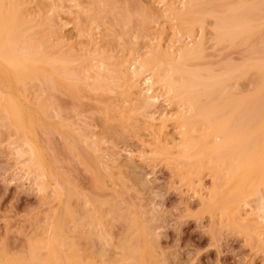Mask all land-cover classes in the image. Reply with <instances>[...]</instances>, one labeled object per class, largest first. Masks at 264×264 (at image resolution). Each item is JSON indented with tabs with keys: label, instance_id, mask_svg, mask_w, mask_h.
Here are the masks:
<instances>
[{
	"label": "rangeland",
	"instance_id": "rangeland-1",
	"mask_svg": "<svg viewBox=\"0 0 264 264\" xmlns=\"http://www.w3.org/2000/svg\"><path fill=\"white\" fill-rule=\"evenodd\" d=\"M43 1L35 0L34 2L33 0H31L30 2L29 0V2L31 3V6H29V10L31 11L34 9L36 11V15L34 14L35 16H37V14L39 13V6L35 4L37 2H42L43 5ZM48 1L49 0L46 1L47 4L53 2V0L49 3ZM92 1L94 0L66 1L65 5L70 8L68 9L67 6L64 5L66 8L64 7V9L62 8V10L59 9V11L61 12V15L59 16L64 18L62 20L66 22V25L62 30V34L64 32L63 36L65 38H63V40L65 39V43L61 44L60 47V49L62 48L61 50H63V52L65 51L68 53H74V48L72 47H76L75 54L79 53L78 56H80V58L83 57V61H87V58H89L88 56H90V54L88 55L87 51L89 48L88 44L91 43L90 48H94L95 46L94 49H97L96 46L99 44L98 46L102 48L100 49L102 55L99 56L105 58L104 61L107 64L106 66L109 65L111 67L118 61L122 66V62H124L122 60L130 58L129 62L127 61V64L126 61L124 62V64H126L130 69L132 66H134L136 62L135 60H137L140 56L139 54L144 56V54L148 52L147 50L150 51L151 47H153L155 44H158L157 42H159V39H161L160 41L165 45L168 44V40L171 41L172 38L176 39V32L173 31V28H170L172 26L169 25L171 23H168V21L163 17L165 15L164 7H162L163 3H161L160 0H110L111 4L109 3V6L107 5V3H105L106 8L104 7L105 0L103 1V3L101 0L100 3L104 8L100 7V4L99 7L97 5L94 6L98 0L96 2L94 1V4L92 3ZM161 1H165V3H167V0ZM212 1L215 2L218 0ZM240 1L241 0H226L225 3L236 5ZM32 2H34V4H32ZM56 2L54 0V4L52 3L50 5H54L53 7H55ZM61 3L63 4L64 2ZM57 4H59L60 6V2H57ZM45 5L40 6L43 8L45 7ZM50 5L48 6L51 7L52 10L48 9L47 6L45 8L49 10L47 12L51 13L52 11L53 13V7ZM56 7L58 6L56 5ZM79 8H83L84 10L89 11L91 9V11L94 12H92L94 18H96V16L98 15L96 13L99 12L100 14L101 9L103 10L102 12H105L102 13L99 18H97V21L92 17L96 22H94L95 24L91 23L93 20H90V23L88 22V24H86L87 21H83L86 24L87 28H89L90 26L92 27V32L94 35V37L92 36V38L95 43L91 41L90 36H88L86 33L82 35L77 28V25L75 23L77 14L75 12L78 11ZM104 9H106V11H104ZM34 10L32 11L33 13H35ZM146 10L148 12L145 13L144 11ZM161 10L163 11L161 12ZM45 11L46 10H43V13H45L46 16L47 13ZM127 11H129L130 14H128L130 16L125 13ZM40 12L42 13V11ZM140 12L148 15L145 16L142 13V15L137 18V16L141 14ZM40 14L39 16H41V18L43 19L44 15L42 17V15ZM126 14L128 16H126ZM83 15L79 16L80 20V17H82V20H84L83 18L85 16L83 17ZM121 16H125L126 18H122ZM129 17H132V22L130 21V24L126 25L128 23V20H130ZM119 18L121 21L119 20ZM124 19H127V23L122 22L125 21ZM142 19L146 21L144 22ZM207 20L208 23L206 26L205 35L207 47V56L205 58V60L207 61V63L205 61L206 65L209 62V66H211V62L212 66L215 64L216 68L219 67L218 69H220L222 66L228 64L227 62L238 64L241 61L244 62L245 55H248L250 50L253 49L252 47H254L252 45V49L248 47L252 40H248L249 42L247 43L244 42L247 45L238 43V46L235 47H232L226 43H222L219 45L215 44L216 42L214 40L213 33L211 32L212 25L210 24L213 20V17L207 16ZM175 24H177L176 21H174V26L177 28ZM143 25H147V27H142ZM261 32V35H255L259 39L256 40V37H253L254 42H251V44L256 43L254 45L256 48L258 47L257 51L262 45L260 44V46H258V41H260L261 37L264 38V35H262L264 34V31ZM179 36L180 35H178V37ZM54 41L56 43L57 39L55 38ZM262 41H264V39ZM161 42H159V44ZM162 43L161 46L158 45L159 48L162 46L165 48ZM57 45L59 46L60 44ZM71 48L73 50H71ZM256 48L254 49L256 50ZM56 49L55 51L59 50V47L57 50ZM78 49L80 50L79 52ZM84 49L86 51H84ZM109 54H111V56ZM107 55L110 58L112 57V59H107ZM254 56L256 57L259 55H257L256 53ZM93 57L94 56L92 55V58ZM132 58H134V60ZM88 62L89 61H87V63ZM93 63H96V60ZM119 63L116 64V66L120 65ZM116 66L114 65V67L112 68H117ZM95 69L96 68H94V70ZM243 79L246 81L249 80L246 77ZM91 80L92 79H90V81ZM244 80H242L243 82L241 83L245 84ZM245 88L249 90L250 87H247L245 85ZM52 90V93L49 94L53 97V99H51L52 97L49 98V102L46 100L49 97V90L47 93L45 91V95H47L48 97L46 96V98L44 96V98L45 101H47V104H50V101L52 100L54 102L56 111H54L55 108L53 107V109L50 110L52 111V117L50 116L51 119L48 118L52 121L54 117L57 116L54 121H52L54 124L50 122V120L45 122L44 120H47V117L41 116L43 117L41 118L39 114H35L34 118H36V123L38 122L36 116H39L40 118H38L41 121L40 123L38 122L39 125H36L34 123V126H32L34 129L31 128L36 132L33 133V131L31 130L32 133L35 134V143L37 144V146H39V150H42V157L43 153L44 157L46 156V161L43 157L45 164H47L48 166V168L46 166L47 174L45 175V186L47 187L48 185H51L50 189L49 187H47V194L45 192L46 188L45 186V189L43 188L41 182L40 185L43 189L41 190V186L38 187L39 184L37 183H39V181L36 182L38 178L35 177L36 174L34 175L33 172L35 170L32 168L33 176L31 175V171L29 172L31 166L29 165V160H27V158L30 157L29 152L27 151V146L22 143V139H19L17 134L11 133L15 132V130L10 131L11 127L8 125V123L5 121L4 124V119H0V264L9 263L7 262L9 261V259H4L5 257H8L6 256V254L3 256V253L5 252L8 253V255L13 256L14 259L16 258V256L19 257V259L18 257L16 258L15 263L18 261L25 264L27 260V264H36L38 260H35L36 262H30L29 258L26 259L25 256L28 255L27 257L35 258L33 254H37L36 252L33 253L34 251H32V248H35L34 250H38V248H36V245H38L37 247L40 246V240L43 245L44 243H47L49 238H47L46 234H48V236L51 235L52 224L54 225V223H56L58 220L57 216L56 218H52L54 216V212L53 214L51 213L53 216L51 215L50 217L48 215L51 211H55L54 209H56L55 215H60V212H63L60 207L66 208L65 205H67L66 203L68 201H70L69 203L72 205V207L74 206L75 209L77 208V211H80L75 212V214L73 215L74 217H77L79 213L80 217H77L78 221L74 217L73 218L75 219V221L74 219L72 221L69 218L70 216H65L68 217V221H65L66 223L68 222V224H65L67 230L64 226L66 232L65 234L69 239L68 243L70 241V243L74 241L73 245L75 244V242H77V244L82 243L81 245H83L84 248L81 245H77V247H75L76 245L73 246L69 244L70 246H67H69V248L71 246L75 247V249H72L71 247V249L75 251L78 247H82L84 251L80 250L81 252H85V250H88V252H92V259H95L96 262L98 261L99 264H108L109 262L115 264L116 259L119 260L117 261V263L119 262L118 264H127L122 263L125 258L122 256V249L120 248H122L124 242H126L124 245L128 244L130 245V247L137 246L138 243L143 241L144 236L145 239L143 242L146 243H142L145 245V248L146 244L148 247V251L144 247H142V249H145V253L148 254L145 255V253L143 252V255L146 256V259L144 257V262H147H145L146 264H264V246L261 244L262 241H260L259 239V236L264 233L263 230V232L259 231L261 228L235 229L233 227L235 229L234 230L231 228L230 224H227L229 222L226 221V218H222L223 220L221 221L222 216L219 217L220 214L218 216L216 215L217 218H214L215 220L218 219V221L213 222L214 219L212 221L209 213H204L202 211V202L200 200L201 196H199V193L200 195H202L203 193L201 194V192H204L205 195L203 196L205 197L208 190H211L213 186L212 184L214 182L212 176L209 174V171L201 176V180L196 178V176L194 177L196 178L193 179L194 181H196L195 190H201L199 191V193H196L193 189L194 183L193 185H190V181L184 180L185 178H181L182 176L178 172V174H176V171L178 170L175 165L172 164L173 162H166V159H164L165 156H159L161 154L158 155V152L154 151V149H151L150 145H155V141L152 140L154 139L152 137L154 134L153 130L155 131V129L159 125H162L160 124L161 120L159 119V117L163 118L162 120H164L165 118L161 117L164 114L167 113V117H169L170 114H174L175 110L177 109L176 105H174L173 103L171 104L168 101L167 102L169 104H166L165 100H160L159 102H157V104L154 105L155 107L152 106V108L148 109L149 111L145 110V112H141L138 109L140 111L139 113V111H137L136 109L137 107L135 108L136 110L134 109V106L136 105V103L134 104V102L136 100H132V95L131 97L129 96V99L127 97L123 98L118 91L93 90L90 89L87 84H83V86H81L79 94H75L76 96L73 97V94H69L67 93L68 91H65L66 89L63 92L60 89L59 92H56L58 90H55L54 92ZM39 92L40 91H38L37 93ZM34 93L35 92H33L32 94ZM37 93H35V95ZM41 95L42 93H40L39 95L37 94L35 98H32V103L29 102L30 105L28 102L26 104L22 99L21 100L26 108L32 106V108L29 109L33 111L35 110L36 112L37 107L34 104L37 105V99H39ZM34 96L32 95V97ZM133 97L136 98V95L133 94ZM33 100H35V102H33ZM53 102H51V104ZM52 106H50V108ZM48 107L47 109L49 110ZM50 111H48V117ZM146 111L148 112L146 113ZM153 115L158 118L156 121L150 120V117L151 119L154 117ZM59 119H61L62 121ZM169 120L170 122H168V120L167 122L165 121L166 125H168L167 128H163L165 129V135L167 138L169 137L168 140L171 138V142L175 140L177 142V138L179 140L180 134H178V131L176 129V123L173 122L175 120ZM58 121L63 122V126L61 124L58 125L60 123ZM152 121L156 122V128L152 125ZM56 122H58L57 127L55 126ZM51 124L52 127H50ZM35 126L37 129L35 128ZM58 127L60 128L57 129ZM15 135L18 138V142L16 141ZM38 139L40 140V142ZM151 141H153L152 144ZM21 143L23 144V147H20L22 146ZM25 146L26 148H24ZM42 147L45 148L42 149ZM154 147L155 146H153V148ZM22 148H24V152L25 150L27 151L25 153L28 155H25L23 151L21 153L19 152V149L22 150ZM151 150H153L154 152ZM47 154H49L50 156V161L48 160L49 156ZM26 161H28L27 163H29V170H27L28 168L27 164L25 163ZM51 161L52 164H54L53 166L55 168L57 176L52 172L54 171V169L52 168L53 166H49L51 165ZM49 167H51V172L48 170L50 169ZM49 172L50 174H54V180L52 178L53 176L49 175ZM49 178H52L53 181L50 182L51 179ZM71 190H73L74 192H71ZM41 191H44L43 194ZM57 191H59L58 193L60 194H57ZM67 192L68 195H66ZM76 192L79 194V196L78 194H76L77 196L74 195ZM56 194L58 196L60 195L59 197H61L62 194L65 195L60 198V201L61 199H63V197L64 199H66V201H63V205L61 204L62 201L60 202L57 199L58 196H56ZM67 196H69V200ZM71 196L73 201L70 199ZM74 196H76L77 198L74 199ZM78 197L80 199H78ZM85 198L88 200H86ZM99 199L101 201H98ZM94 200L97 202H95ZM92 201L94 202L95 208L97 207V209L104 206L103 204L109 205L99 208L100 212L106 208L105 210H103V212H101V214L104 213V211L106 212V210L108 209V211L105 213V217L101 214L99 215L103 217L101 219V223L97 224L95 222V224H93L95 220L97 222L98 220H91L94 218L93 213L95 212V210H93L94 212L92 213V209L94 208ZM103 201H107L108 203H101V205L99 202ZM253 201H250L249 204L244 203L246 206H243L242 211H245L242 214L247 213L246 210H248L249 213H252L253 210L257 209L251 208L256 207L255 202L257 201ZM110 203H113V205L116 204L117 206H111ZM58 205L59 208H57ZM250 205L251 207L249 208ZM115 206L116 208L118 207L120 211L117 212L118 214L114 215V211L116 210V208H114ZM111 207H113V213L111 211L110 213H108L109 208ZM118 209L116 211H118ZM71 210H73V208ZM64 215L65 214H61L60 216L62 217ZM125 215L129 217L128 221L130 218L131 221L128 222ZM252 215L250 214L251 217H253ZM250 216H245L246 218L248 217L247 223L250 222ZM51 218L57 220L53 221ZM88 218L89 220H91V222L93 221V223L87 220ZM136 218H138L139 220L137 221ZM50 219L53 222H51ZM134 219L136 220L134 221ZM47 220L50 221V224L49 221L47 222ZM245 220L247 221V219ZM80 221L82 222L79 223ZM133 221L135 223H139L140 230L138 228V230L135 228L138 223H136L135 225ZM75 222H78V224H76ZM130 222L134 224H130ZM225 224H227V226L229 225V228L227 226H224ZM129 225H131L130 227H133L132 225L135 226L133 227V229H130ZM142 228H145L144 230H146L144 236V230ZM90 230H92V233ZM132 232L133 235L131 234ZM139 232L140 234L142 233V236H140ZM137 233L139 235H137ZM134 235H137V237ZM130 236H134V238H131ZM85 237H88V239H84ZM138 237H140L139 240L142 239L140 242L138 240ZM262 237H264V235ZM45 238H47L48 240L46 239L47 241H45ZM82 239L84 240L82 241ZM35 242L38 244H36ZM44 246V248H40L42 250L41 253H38V257H40V259L41 256L45 255L46 252L48 253V251H46L47 249H45L47 245ZM64 248H66V246ZM30 250L32 251L33 256H31V254L29 255V253H31ZM88 252L86 251V254H88ZM20 255H24V257H20ZM89 255L87 256L88 259L86 258L87 260L91 259ZM10 256L9 258H11L12 260L13 257ZM45 256H47V254ZM23 258L25 259V261ZM121 258L123 260H121ZM14 259L12 261H14ZM21 259H23L24 262L21 261ZM113 260L114 262H112ZM124 262L127 261L124 260Z\"/></svg>",
	"mask_w": 264,
	"mask_h": 264
},
{
	"label": "bare ground",
	"instance_id": "bare-ground-1",
	"mask_svg": "<svg viewBox=\"0 0 264 264\" xmlns=\"http://www.w3.org/2000/svg\"><path fill=\"white\" fill-rule=\"evenodd\" d=\"M33 1L35 2V0ZM46 1L47 0L43 1L44 2L43 5L42 2L38 3L39 1L37 2L38 4L37 3L35 4L39 6L38 7L39 13L37 10L38 14L37 16H35L36 11L33 9L35 11V13H33L32 12L33 10L31 11L29 10V6H31L30 3L31 0L30 2L29 0H0V119L3 118L4 120L3 119L2 120L4 124L6 121L8 125L11 127L10 131L15 130V132H11V133L17 134L19 139H22V143L27 146V151L29 152V156H30L28 157L29 159L27 158V160H29L30 164L27 163L28 161H26L25 163L27 164V168L29 167V165L31 166V168L30 170L29 168L26 169L29 170V172L31 171L32 176H33V172L34 175L36 174L35 177L38 178V179L35 178L37 179L36 182L39 181V183H37L39 184L38 187L42 185L44 188V186L46 185L45 175L47 174L48 166L47 164H45L46 156L44 157V153H43V157L45 159L44 161L41 155L42 150L40 151L38 148L39 146H37V144L35 143L34 140L35 134H33L35 131L32 130L34 129L32 126H34V123L36 125H39L41 121L39 120V118L41 116L47 117V120L46 119L44 120L45 122L51 119L50 116L52 111L50 110L53 109L54 102L53 100L50 101V104L51 102H53L50 105L47 104V101L49 100V98L52 97L49 94L52 93L51 92L52 89L53 92L55 90H58L56 92H59L60 90L63 92L66 89L65 91L66 92L68 91L67 93L69 94L70 93L73 94L74 97L77 94H79L81 86H83V84H87V86L93 90L118 91L123 98L127 97L129 99L132 95V100H136L134 102V104L136 103L134 109L137 107L136 108L137 111L140 110L141 112L142 111L145 112V110L152 108V106L157 104V102H159L160 100L162 101L165 100L166 104L169 102L171 104L173 103L174 105H176L177 109L176 108H175L176 110L174 109L176 113L174 112V114H170L169 117H167L168 115L167 113L166 114L163 113L164 115L162 114L163 116L161 117H164L165 118L164 120H162L163 118L159 117V119L161 120L160 124H162L161 125L162 127L159 125L160 127L158 126L159 128L158 127L156 128L157 126L156 122L152 121L153 122L152 125L153 126L156 125L155 126L156 129L154 128L155 131L153 130L154 134L152 136L154 138L152 140L155 141L154 143L155 145H150L151 149H154V151L158 152V155L161 154L159 156L162 157L165 156L164 159H166V162L167 161H169L168 163L173 162L172 164H174L178 170V171L175 170L176 174L179 173L182 176L179 177L183 179L185 178L184 180L190 181L189 182L190 185H193L194 183V187H193L194 190L196 188V181H194L193 179L198 178L199 180H201V176L209 171V174L212 176V179L214 181L212 184L213 189L211 188V190H208L205 197L203 196L205 195L204 192H201V194L202 193L203 194L200 195L199 191L201 190L198 191V189H196L195 192L199 193V196H201L200 200L202 202L201 203L202 211L204 213H209V215L212 218V221L214 218H217L216 215L218 216L220 214L219 217L222 216L221 221L223 220L222 218H226V221L229 222L227 224H230L232 229L261 228L259 231L262 230L264 231V41H262L264 38L260 36L261 38L260 41H258L257 45L258 46H260V44L262 45L260 46L258 51H257L258 47L256 48L254 45L256 43L251 44L252 41L254 42L253 37L254 38L256 37V40H258L259 38H257V36L259 35L257 34H260L262 33L261 31H264L263 30L264 0H247V1L241 0L236 5L225 3L226 0H218L215 2L212 0L211 1L167 0L166 1L167 3H165V1L163 2L160 0V2L163 3V5L164 4L166 5V7L165 5L164 6L162 5V7H164V13L166 15V16L164 15L163 17L168 21V23H171L169 25L172 26L170 28H173V31L176 32L175 33L176 39L172 38L171 41L168 40L169 42H167L168 43L167 45L163 44L160 41L161 39H159L158 41L161 42L162 45L165 46V48L163 46L159 48V46H161V43L159 44V42H157L158 44L157 45L155 44L153 47H151L150 51L147 50L148 52L146 51L147 52L146 54L143 53L144 56L139 54L141 57L139 56L138 59L136 58L137 59L135 60L136 62L134 61L135 64L133 63L134 66H132L130 69L126 65L127 61L129 62L130 58L122 60L124 62L126 61V64L122 62L123 68L121 66V63H119V61L117 63H115L114 61L115 66L118 63L120 64L116 66L117 68H112L114 67V65L111 67L109 65L106 66L107 64L104 61L105 58L99 56L102 55L101 54L102 52L100 51V49L102 48L98 46L99 44L96 46L97 49H94L95 46L93 48L92 47L93 45L91 46L93 49L90 48L91 43L88 44L90 49L88 48L87 51H88V55L90 54V56H88L90 60L86 56L85 57L88 59L87 61H89L90 63L89 62L87 63V61L85 60L83 61V57L80 58V56H78L79 53L75 54L76 47H72L74 48V53L73 52L68 53L65 51L63 52V50H61L62 48L60 49V47L61 44L65 43V39L63 40V38H65L63 36L64 32L62 34V30L64 29L66 22L62 20L64 18L59 16L61 15L59 9L62 10V8L64 9V7L67 6L65 5L66 1H77V0H59V1L55 0V2L56 1L58 3L60 2V6L59 4H57V2L55 3L59 7L58 8L55 5L57 9L53 7L54 5L53 6L50 5L52 3L54 4V0L53 2H51L52 0H49L48 3L51 2L50 4H47ZM94 1L96 2L97 0ZM94 1H92V3ZM103 1L104 0H102V3ZM111 1L105 0L104 7L106 8L105 3H107L108 5L109 3L111 4ZM34 2H32V4H34ZM61 2L64 3L62 4ZM98 2L99 0L95 3L94 6L97 5L99 7L101 0L99 3ZM40 5L41 6L45 5V7L47 6V8L51 10L52 8L49 7L48 5L52 6L53 13L52 11H51L52 14L50 12H47L49 10L46 9L45 7H43L44 8L43 9ZM100 7H102L101 4ZM43 10H46L45 11L47 13L46 16L45 13H43ZM83 10H84L83 8L82 9L79 8L78 11L75 12L77 15L74 13L77 17L75 18L76 19L75 23L77 25L79 32L82 35L86 33L88 36H90L91 41L95 43V41H93L92 38V36L94 37L92 32V27L89 24L90 27L87 28L86 24H88L90 20H93L91 22L93 24L95 22L94 19H96L97 21L98 20L97 18H99L100 15L105 12H102L103 10L101 9L100 14L99 12L96 13L99 16L97 15L96 18H94L93 16L94 12L91 11V9H90L91 16L89 10H84V11ZM40 11H42V13ZM104 11H106V9H104ZM162 11L163 10H161V12ZM144 12L146 13L148 11L146 10ZM80 13H83L85 15ZM125 13L128 14L129 11ZM142 13L138 15L137 18L140 17ZM39 14L42 15V17L44 15L43 19L41 18V16H39ZM127 14L126 16H128L130 13L128 15ZM80 15H83V17L85 16L86 18L84 17L83 18L84 20H82V17H80L81 18L80 20L79 19ZM144 15L147 16L148 14L147 15L144 14ZM207 16L213 17V20L211 21L210 24L212 25L211 32L213 33V37L216 42L215 44L219 45L222 43H226L232 47H235L238 46L237 45L238 43L247 45L245 43L249 42L248 40L250 39L252 40L248 45V47L251 48V45L254 47H252L253 49L251 48L252 50H250V52L248 51L249 52L248 55L246 54L247 57L245 55L244 62L241 61L239 64L227 62L228 64L222 66L220 69H218L219 67L216 68L215 64L213 65L215 67H213L211 62H210L211 66H209V62L206 65L207 61L205 60V58L207 56L206 53L207 47H206L205 35H206V26L208 23ZM90 17L91 18L93 17L94 19L93 18L91 19ZM124 17L125 16H123L122 18ZM132 17L131 18L129 17L130 20H128V23L126 21L127 19H124L125 21L122 22L127 23L126 25H128L130 24L129 23L130 21L132 22ZM83 21L84 22L87 21V23L85 24ZM143 21L145 22L146 20ZM174 21L177 22V24H175L177 28L174 26ZM42 25L45 26L43 27ZM145 26L147 27V25H143L142 27ZM177 34L180 36L178 37ZM55 38L57 39L58 43L57 42L55 43L54 41ZM57 44L60 45L58 46ZM56 45L59 47V50H57L58 47ZM72 48L71 50H73ZM156 48L159 49L157 50ZM254 48H256V50ZM55 49L57 51H55ZM79 51L80 50L78 49V52ZM84 51L86 50L84 49ZM256 53L259 56L255 57L254 55ZM92 55L94 56L93 58ZM109 55L111 56V54ZM107 59H112V57L110 58L108 56ZM132 59L134 60V58ZM95 60L96 63H93L95 62ZM94 68L96 69L94 70ZM245 77L250 80L249 81L247 79L250 83L243 79ZM90 79L92 80L90 81ZM242 80L245 81L244 82L245 84L241 83L243 82ZM245 85L247 87H250L249 90L245 88ZM37 90L40 92L37 93L38 92ZM45 91L46 93L48 92L49 97L45 95ZM33 92L37 93L38 95L42 93L43 95V96L41 95L42 98L39 97V99H37V105L33 103L37 107L36 112L35 110L33 111L29 109L32 108V106L26 108L23 105L24 103L27 104V102L32 103V98H35L37 95V94L35 95V93L32 94ZM133 94L136 95V98H134L135 96L133 97ZM32 95L35 96L32 97ZM44 96L48 97V99H46L47 101H45ZM21 99L23 100L24 103H22ZM24 99L26 102L24 101ZM51 99H53V97ZM35 100H33V102H35ZM50 106L52 107L50 108ZM47 107L49 108V110L47 109ZM48 111H50L49 117H48ZM54 111H56V108ZM148 111H146V113ZM35 114L37 115L39 114L40 116V117L36 116L39 123L38 122L36 123V118H34ZM153 116L154 117L152 119L150 117V120L156 121L158 118H156L155 115ZM56 117L57 116H55L54 119ZM168 118L175 120L173 122L176 123V129L178 131V134H180V138L179 140L177 138V142L176 140L175 141L172 140L173 142H171L170 141L171 138L168 140L169 137L167 138L165 135V129L163 128H167L168 126L166 125L167 120L168 122H170ZM54 119L52 121H54ZM52 121L50 120V122ZM61 121H58L60 122L59 124L58 122H56L55 126L57 127L60 124L62 125L63 122ZM50 127H52V124L50 125ZM59 128L60 127H58L57 129ZM31 130L33 131V133ZM15 137H16V141L18 142L17 140L18 138L16 135ZM152 142L153 141H151V144ZM22 143H21L22 146L20 147H23ZM26 146L24 148H26ZM153 146L155 147L153 148ZM24 148H22V150H20L21 149L20 148L19 152L20 153L22 151L24 152ZM44 148L42 147V149ZM27 151L25 150V152ZM25 155L28 154L25 153ZM47 155L49 156V154ZM49 159L50 156L48 160ZM53 165L54 164H52L51 161V165L49 166L52 167ZM51 167H49L50 168L48 169L49 171L51 170ZM32 168L35 171H33ZM52 168L54 169V171L52 172L57 176L54 166ZM50 172L49 175H52L53 177L52 176L50 177H52L54 180L55 176L54 174H50ZM195 176L196 178H194ZM52 178H49L51 179L50 182L53 181ZM40 182L42 183L41 185ZM42 186L40 187L41 190L43 189ZM47 187H49L50 189L51 185L50 186L48 185ZM47 187L45 186L46 189L44 188L46 190V191L44 190L46 194L48 192ZM58 192L59 191H57V194H60ZM71 192L74 191L71 190ZM57 194L56 196H58ZM76 194L78 193L76 192L74 195ZM63 195L64 194H62V196ZM66 195H68V192ZM59 196L58 198L57 197L56 198L60 201V198L62 196L61 197ZM72 196L70 199L73 201ZM76 196H74L73 198L76 199L77 198ZM68 197L69 196H67V198ZM78 199L80 198L78 197ZM64 200L66 201V199H64L63 197V199H61L62 205L64 204L63 202ZM98 201L101 200L99 199ZM250 201L255 202L256 207H251L250 205L249 208L251 207L252 209L253 208L254 209L257 208V209L253 210L254 213L252 210H251L252 213L251 212L249 213V211L246 210L248 214L247 213H245L246 215L242 214L245 211V210L242 211L243 206H246L244 203L249 204ZM69 202L70 201L66 203L67 204L65 205L66 208L60 207L61 210H63V212L60 213L65 214L64 216L61 217L60 213H59L60 215L57 214L55 215L56 209H54L55 211H51L50 214L48 215L51 217V215L54 212V216L52 215L53 216L52 218H56L57 216L58 220L57 219L54 220L51 218L53 221L57 220V222L54 223V225L52 224L51 235L48 236V234H46L47 238H49V240L45 238V241L47 240L48 241L46 244L44 243V245H47L45 248L47 249L46 251H48V253L45 251L46 252L45 255L47 254V256L45 255L41 256L42 260L40 259V257H38L39 256L38 253H41L42 251L40 248L45 247L41 242V240L40 241L38 240L40 245L39 247H37L38 245H36L38 243L35 242L36 248H38V250H34L35 248L31 247L33 249L31 250L34 251L33 253L36 252L37 255L33 254L31 250H30L31 253H29V255L31 254V256L34 255L35 258L31 257L33 258L31 259L30 257H27L28 255L25 256L26 259L29 258L30 262L32 261L36 262L38 260L36 264H99L98 261L96 262L95 259L94 260L92 259L91 257L92 252L90 251L88 252V250H85V252L80 251V250L84 251V249H82V247L84 248V246L81 245L82 243L77 244V242H75L74 244L76 245L75 247H77V245L82 246V247H78L79 249L77 248L78 250L76 249V251L72 250L75 249V247L71 246L72 249L71 247L69 248L70 246L69 244L73 245L74 241L72 240L73 241L72 243H70L71 241L68 243L69 239L66 236L65 234L66 232L64 229V226L66 227L65 224H68V222L66 223L65 221H68L67 218L69 216H70L69 218L72 221L74 218L77 219L78 221L77 217L79 216V213L78 216L76 215L77 217H74L73 215L75 214V212H80L77 211V208L75 209L74 206L72 207V205ZM99 203L103 204L108 202L103 201ZM103 205L109 206L107 204H103ZM114 205L113 203L111 204V206ZM116 206L114 208H116ZM57 208H59V205ZM70 208L71 209L73 208V210H71ZM99 208L98 209L97 207L95 208L94 205V208L92 209V213L94 212L93 210H95L94 212L95 214L93 213L94 218L91 219V220L97 219L98 222L95 220L93 223V221L91 222L89 218L87 219L93 224H95V222L97 224L101 223V219L103 218L102 216L105 217V213L108 211L107 209L106 212L104 211V213L101 214V212H103V210H105L106 208L103 209L101 212L99 211L100 210ZM112 208L113 207L109 208L108 213H110V211L112 212ZM117 209L118 207L116 208V210ZM115 211H114V215L118 214L117 212H119L120 210L118 209V211L116 212ZM100 214L102 216H99ZM250 214L251 215L253 214L252 215L253 217H251ZM244 215L250 216L249 223H247L248 217L246 218ZM128 218L129 217H127V221ZM51 219L50 221L53 222ZM136 219L137 221L139 220L138 218ZM136 219H134V221ZM245 219H247V221ZM48 221L49 220H47V222ZM129 221H131V218L129 219ZM215 221H218V219L217 220L214 219L213 222ZM81 222L82 221H80L79 223ZM134 223L130 222V224H134ZM76 224H78V222ZM227 224H225L224 226H227ZM135 225L132 226L134 227ZM130 226L131 225H129V228L133 229V227ZM139 227L140 225L138 223V225H136L135 228L136 229L138 228L140 230ZM227 227L229 228V225ZM92 230H90L91 233ZM133 232L131 233L132 235ZM145 232L146 230H144L143 236L145 235L144 234ZM139 234L137 233V235ZM137 235L134 236L137 237ZM263 235L264 233H262L261 236H259L260 237L259 239L260 241H262L261 244L264 246L263 243L264 237H262ZM134 236L133 237L130 236V237L134 238ZM140 236H142V233L140 234ZM84 239H88V237H85ZM84 239H82V241ZM139 239L140 237H138V240ZM144 239L145 236L143 237V241ZM141 240H139V242ZM142 242L140 243L141 244L146 243V242L143 243ZM125 243L126 242H124V244ZM140 243H138V245L134 247H130V245L128 244L126 245L123 244L122 248L120 249H122V254H123L122 256L125 258L124 260L127 262H124L122 257L121 258V260H123L122 263H127V264L147 263L146 261H145L146 263L144 262L146 256L143 255V252L145 253V249L147 250L148 248L147 244L145 248L144 247L145 245L144 244L141 245ZM65 246L66 248H64ZM142 247H144L145 249L144 248L142 249ZM86 251L88 252V254H86ZM5 254L8 257H5L4 259L6 258L9 259V261H7L9 262L8 264H12V263L24 264L18 261L15 263L16 258L18 256H16V258L14 259L13 256L8 255V253L6 252L3 253V256ZM88 255L91 257V259L89 260H87ZM145 255L148 254L145 253ZM9 256L13 257L14 261H12L13 259L11 260ZM20 257H24V255L23 256L20 255ZM43 257L46 258L44 259ZM23 259H21V261H23ZM117 261L119 260L116 259L115 262L117 263ZM112 262H114V260ZM110 263L111 262H109L108 264ZM25 264H27V260Z\"/></svg>",
	"mask_w": 264,
	"mask_h": 264
}]
</instances>
